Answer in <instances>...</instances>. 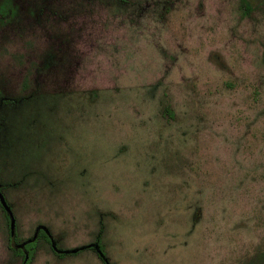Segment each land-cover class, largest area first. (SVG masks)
<instances>
[{
	"label": "rangeland",
	"instance_id": "1",
	"mask_svg": "<svg viewBox=\"0 0 264 264\" xmlns=\"http://www.w3.org/2000/svg\"><path fill=\"white\" fill-rule=\"evenodd\" d=\"M0 194V264H264V0H0Z\"/></svg>",
	"mask_w": 264,
	"mask_h": 264
},
{
	"label": "flooded vegetation",
	"instance_id": "2",
	"mask_svg": "<svg viewBox=\"0 0 264 264\" xmlns=\"http://www.w3.org/2000/svg\"><path fill=\"white\" fill-rule=\"evenodd\" d=\"M0 208L2 210V214L4 215L5 217V221H6V227H7V230H8V239H7V248H10L12 249L14 252L15 251H18V250H21L20 246H21V243L20 242H17L16 240V233H15V230H13V237L11 239V219L13 218L12 215L10 213H7V211L4 209V207L0 204ZM15 224V223H14ZM14 229H15V226H14Z\"/></svg>",
	"mask_w": 264,
	"mask_h": 264
},
{
	"label": "water",
	"instance_id": "3",
	"mask_svg": "<svg viewBox=\"0 0 264 264\" xmlns=\"http://www.w3.org/2000/svg\"><path fill=\"white\" fill-rule=\"evenodd\" d=\"M0 204L5 208V210H7L8 213H10L8 207L6 206L5 202H4V199H3V196L0 194ZM13 230H14V220L13 218L11 219V239L13 237ZM97 251L99 253V255L102 256L100 250L97 248Z\"/></svg>",
	"mask_w": 264,
	"mask_h": 264
},
{
	"label": "trees",
	"instance_id": "4",
	"mask_svg": "<svg viewBox=\"0 0 264 264\" xmlns=\"http://www.w3.org/2000/svg\"><path fill=\"white\" fill-rule=\"evenodd\" d=\"M45 239H47V238H45ZM99 250L102 251L101 248H99ZM99 256H100L99 259H101V261H102L104 264H106V261H105V258L103 257V255H102V256L99 255Z\"/></svg>",
	"mask_w": 264,
	"mask_h": 264
}]
</instances>
